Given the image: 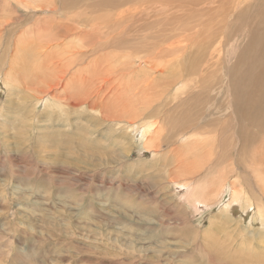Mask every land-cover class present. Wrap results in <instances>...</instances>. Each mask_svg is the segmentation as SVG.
Segmentation results:
<instances>
[{
    "label": "rangeland",
    "instance_id": "rangeland-1",
    "mask_svg": "<svg viewBox=\"0 0 264 264\" xmlns=\"http://www.w3.org/2000/svg\"><path fill=\"white\" fill-rule=\"evenodd\" d=\"M247 1L251 3L248 8ZM247 1L129 0L114 7L101 2L94 11L81 9L82 5L68 9L67 16L61 17V13L50 15L40 11L28 0H0V13L2 6L9 5L4 14L11 13L15 22L0 36V44L3 42L0 48L10 46L22 50L21 55H15L9 49L8 55L0 60V264H264V228L257 219L255 207H252V219L234 208L227 214L233 219L228 220L221 209L230 195L228 184L235 180L232 175L238 173L236 167L246 170L253 160L251 153L255 148L246 138V122L238 131L244 145L240 141L234 151L231 148L235 137H229V132L224 133L221 141L219 137L214 139V133H207L208 142L215 141L212 150L208 142L202 152L189 148L192 154L185 150L187 155L184 149L180 150L191 160L185 167L188 182L206 179L213 194L216 191L213 177L217 179L221 168L228 182L218 199L214 197L210 205L193 210L184 202L186 189L170 183L183 178L184 173L174 174L175 170L169 171L168 165L162 166L167 149H159V155L154 157V152L143 149L136 138L122 140L126 134L119 136L120 130L110 120L111 116L100 121L91 106L66 105L64 94L69 95L71 89L63 93L62 88L75 73L74 87L78 86L82 94L88 92L93 99L96 95L104 107L107 103L118 106L117 109L135 105V111L140 113L137 117L134 113L129 117L127 113L125 120L130 121L143 118L150 104L161 103L163 99L168 103L164 108L166 113L175 106V102L168 100L175 94L182 98L192 90L187 100L190 104L197 103L195 94L201 77L187 76L190 82L187 87H181L185 75L178 78L177 74L195 53L206 56L211 53L213 66L205 75L208 81L226 73L229 66L226 49L218 43L221 27L228 22L240 29V24H246V20H241L244 14L241 10L247 8L245 19L249 18L250 22L242 34L244 49L255 51L263 42L262 33L256 30L259 24L252 19L264 17V0ZM108 3L111 5L109 0ZM31 4L34 7L25 15L28 8L23 7ZM53 7L57 5L53 3ZM77 15L79 19L81 16L92 18L87 24H99L97 40H113V45L104 44L106 48L94 55L98 62L89 55L79 65L80 69L84 67L82 70L73 63H65L79 49L76 45L80 41L75 35L65 38L67 29L62 26L60 32L64 39L55 27L51 28L57 39L47 29L29 28L31 24H68L73 18L78 22ZM3 19L0 18V23ZM233 40L228 39L227 44L232 45ZM118 44L124 45L116 47ZM85 50L83 47L80 52ZM257 53L264 55L261 49ZM14 55L17 61L11 57ZM9 56L10 60L15 59L16 69L15 82L7 87L3 75L8 71ZM222 60L225 65L222 63L223 67L218 68L216 64ZM50 62L58 67L48 65ZM53 69L57 71V78L53 76ZM181 88L186 93L176 91ZM44 94L45 98L61 100L64 105L44 108L45 98H35ZM106 97L111 102L105 101ZM107 109L117 110L111 105ZM226 114L225 118L229 113ZM58 139L63 142L53 143ZM173 141L168 140L170 146L179 149V141L175 144ZM174 153L165 158L170 160ZM208 157L217 159L221 168L207 172ZM263 169L251 165L236 183L253 184L249 196L264 211V180L259 182L254 177Z\"/></svg>",
    "mask_w": 264,
    "mask_h": 264
},
{
    "label": "bare ground",
    "instance_id": "bare-ground-1",
    "mask_svg": "<svg viewBox=\"0 0 264 264\" xmlns=\"http://www.w3.org/2000/svg\"><path fill=\"white\" fill-rule=\"evenodd\" d=\"M109 1L111 2V5L108 3V0H99V1H97V0H28V3L33 2L34 6L35 7L37 6L36 8L40 9V11L45 12V13L50 12V15L51 14L58 15L61 13L59 16L62 17V16H67L66 11L68 9H70V8L73 9V8H76L77 6L84 5L83 7H81V9L82 8L84 10L88 9L91 12L92 10L94 11V8H96V5H98L101 2L103 5L114 7V6L119 5L120 3L123 4L129 0H109ZM244 1L246 2L247 0H242V3ZM53 3H55V5H57V7L55 9H53L54 8ZM247 3H248V1H247ZM34 6L31 4L29 7H23V8H28V10H25V15H27L28 14L27 11H30L29 9L33 8ZM250 6H251V3L249 2L246 5V7L248 8ZM48 7H50V8H48ZM1 8H2L1 9L2 13H0V18H4V19L0 23V26H1L0 36L3 37L4 34L9 31V25L15 24V22L12 19L13 15L11 16V13L4 14L7 10H9V5L8 6L7 5L2 6ZM247 8L241 10L242 13H244L241 20H246V24L245 23L240 24V29H236L235 23L234 24H228V22H227L223 27H221L220 34L222 36L218 34V39H219L218 43L224 45L225 49H226L225 50L226 51V54H225L226 55V62L228 61V64H229V66H227L226 73H223L219 77H214L213 79H210L208 81V79L206 78L205 75L207 74V71L213 66V64L210 63V59L212 57L210 55L211 53H209V55H207V56L203 53H195L193 58L190 57L191 61H189L188 65L181 68L182 70L180 69V71L178 72V74H177L178 78L184 77L182 75H185L184 80H183V81H185V83L182 82L181 87H187V84L190 82L189 81L190 78L187 76L196 74V75H199L201 77V79H200L201 84L198 85V91L195 94V97L198 99L197 103L190 104L189 101L187 100L188 94L190 95L192 90L186 93L185 91H183V90H185L184 88L176 89V91L180 90L179 91L180 94L186 93L187 96L179 98V95L177 96L175 93H174L175 95L173 97L169 96L168 100L171 102L172 101L175 102V106L172 105L169 109H167L166 113L164 111V108L166 107L165 105L168 103L165 101V99H163L161 103L157 102L156 104H150L149 108H148V111H149V109H150V111H149V113L147 111L146 115L143 118L140 117V119L137 121H130V120H125V119H127V113L129 115V117H131L130 115H132V113H134L135 117H137L140 113L139 110L135 111L137 109V107L135 105H133V107H130V105L124 106L126 109H124L122 107L117 109L118 106H115L114 104L112 105L111 103L110 104L107 103L106 107H104L101 104V100L99 102L98 99L95 97L96 95L94 96V99H93L88 95V92H84L85 90L83 91L84 93L82 94V93H80V91L82 92V90L81 89L79 90L78 86L74 87V83L76 85V80L73 81V79H74L73 77H77L76 75H74L75 73L71 74L68 77V79H67L68 81L66 80L67 82H66V84H64L62 86V88L64 89L63 93H65L66 89H71L69 95L64 94V96H66L65 97V104L66 105H73V106H79V107L81 105L85 106V107L91 106L90 108L93 110V113H94V111L96 112V114L98 116V120H100V121H101V119L102 120L108 119L109 118L108 116H111V118L114 117V118H112L113 120L111 118H110V120L112 121V123H114L115 127L118 126L117 129L120 130L119 136H122V134H126V136L121 137L122 140H125L126 137H127V140L129 138H132V137L136 138L137 142L142 144L143 149H146V150L148 149V150H151V152H154L152 154L154 157L159 155V154H157L159 152V149H162V148L167 149L165 151V154L163 155L164 159H163V165L162 166L166 167V165H168L169 171H171L172 169H173L172 171L175 170L174 174L176 172L184 173L183 178H181V179L178 178V180L175 179L173 181L170 180V183H173L174 186H179V187L181 186L182 188L186 189L184 194H186L185 198H187V200L185 199L186 201L184 200V202H185L187 207H189L193 210H198L201 208V206L206 207V206L210 205V203H212L210 201L213 200L212 198H214V197L217 198L220 194L223 193V190L227 187L228 182L226 181L225 171L219 165L220 163L217 162V159H215L216 161L213 158L211 160L210 157H208L207 160L205 161V163H207L206 171L211 172L213 170H218V167L221 168L220 174L218 175L217 179H216V176L213 177L215 179V183H216L215 193L212 194L210 192V185L208 184V181L206 179H203V180L202 179H195L191 182H188L187 177H186L185 167L190 164L189 161H191V160L189 159V161H188L186 155H184L182 153L185 150L188 151L189 148L191 151H194L195 149L200 151L203 148H205V145H207L208 143L210 145L209 147L211 148V149L209 148V150H212V147H213L215 141L213 140V143H210V142H212V140L208 142V140L206 139L207 133L208 134L214 133L213 134L214 139L217 140V138L219 137L220 141H221V138L224 136V133H227V132H229V134H228L229 137H232V136L235 137V142L231 148V150L234 151L241 141L240 139H241L242 134L241 135L238 134V131L241 130L243 124L246 122V127L248 129L246 132V138L249 141L250 146L253 145L255 148V151H253L251 153V157L253 160L250 161V163L246 166V170L244 168L240 167L239 165L236 167L238 173H237V175H232L235 180L232 181V184L231 183L228 184V186L230 187V195H229V198L227 199V201L222 205L221 209H222L223 215H225V217L228 218V220L233 219V218H231L232 215L230 217H228L227 214H229L230 210L234 211V208H236L237 210L241 209L240 212H242V214H244L246 216L250 215V219H252L253 215H254L252 207L254 206L255 207V214L258 217L257 219H260L259 223L264 228V211H263L262 207L255 206L254 205L255 201H253L252 197L249 196V193H251V192H249L250 191L249 189L253 190V186H252L253 184L252 185L246 184L245 186H243V183L241 185H238L236 183L237 178L240 177V174L241 173L246 174L251 165H253L254 167H257V168H264V55L260 54V53L255 54L260 49L264 51V17L257 16L256 18L252 19L255 24H259V26L257 27L256 30L258 32L262 33V38H263L262 44L255 51L245 50L244 49V43L242 42L243 41L242 34H244L243 31L247 30V22H250L249 18L245 19V17L247 16ZM83 15H84V12H83ZM30 16L31 15L29 13V17ZM59 19H61V18L59 17ZM73 19H72V22L69 20L71 23H68V21H67L66 23H68V24H37V25L31 24V25H29V28L35 27L37 30L47 29L55 36L56 39H57V37H56V35H55V33L51 27H55V29L59 32L61 31L62 27L67 29V33L64 36L65 38L68 37L70 34H73V36L75 35L74 37H76L80 41L78 43L76 42L77 43L76 46H78L79 49L76 50L75 52H72V54L69 57V60L65 63H66V65L73 63L75 65V67H78V69H80L81 67H79V65H81V63H83L84 60H87L89 55L91 57L93 56V59H94V55L96 53H98L97 51H99L101 49H105L106 47L104 46V44L113 45V40H103L102 41V40H100V38H99V40H97L98 39L97 36L99 35L97 28H98L99 24H97V25L96 24H87L88 22H90L92 20V18L84 19L81 16L79 19L78 15H77L78 22H76V20L75 19L73 20ZM51 21L53 23L56 22L53 18L51 19ZM242 23H243V21H242ZM76 24L78 25V27H76ZM58 25H60V26H58ZM241 26H242V28H241ZM29 28H27V29H29ZM103 28H105V27L103 26ZM101 31H103L102 28H101ZM101 31H100V33H101ZM105 31H106V29H105ZM235 32L237 34H235ZM62 36L63 35L60 32V37H62ZM214 36H216V35H214ZM64 37H62V38L64 39ZM102 38H103V36H102ZM231 38L234 39L233 44L232 45L227 44V40L231 39ZM203 39H205V38H203ZM257 41L259 42V40H257ZM19 42L25 44V42L23 40H20ZM1 44L3 45V42ZM1 44H0V46H1ZM55 44L58 46L59 42H56ZM108 45H107V48H108ZM123 45L118 44L116 47H122ZM258 45H259V43H258ZM83 47L86 50L84 52H80L81 48H83ZM212 47H213V44H212ZM1 48H0V60H1L3 55H8L9 49L12 51L14 50V52H16L15 55L16 54L21 55V51H22L21 49L16 50L15 48H10V46L6 47V49L5 48L1 49ZM201 48H203V47H201ZM207 48H208V46H207ZM109 49H112V48H109ZM206 49H205V51H206ZM88 51H91L93 54H87ZM206 53H207V51H206ZM218 53H220V52H218ZM67 54H69V53H67ZM15 55L11 56V57L16 58ZM19 57L20 56H18V58ZM96 57H97V55H96ZM232 59H234V60L232 61ZM13 60L15 61V59H13ZM94 60H97L96 62H98V59H94ZM94 60H93V62H94ZM14 61L10 60V56H9L8 71H6V73H4V75H3V77H4L3 81L5 82L7 87H9V85L15 79V69H16L15 66L16 65H15ZM16 61H17V58H16ZM224 61L225 60H222L221 63L216 64L217 67L218 68L223 67V64L225 63ZM186 62H188V61H186ZM56 63L58 64V60L56 61ZM56 63L50 62L48 65L52 64L51 66L58 67V65ZM164 63H166V62H164ZM209 63H210V67H209ZM21 64L22 63H20L19 65H21ZM39 66L40 65H38L37 67L38 68L43 67V66H41V67H39ZM91 66H93V65H91ZM22 67H23V65H22ZM43 68H45V67H43ZM66 68H67V66H66ZM24 69L26 71L27 68H24ZM82 69H80V70H82ZM54 70L55 69H53L52 71H54ZM67 71L68 70H66V72ZM94 71H95V69H94ZM61 72H63V70ZM64 72H65V70H64ZM52 73H53V76L57 78V75H56L57 71L56 72L54 71ZM52 73L50 74V76L52 75ZM87 74H88V71H87ZM62 75L64 76L63 73H62ZM62 75H60V76H62ZM65 75H66V73H65ZM87 78H89V77L87 76ZM87 78H84V79H86V81H87ZM58 79H59V75H58ZM78 80L79 79H77V82H78ZM90 80L91 79H89V81ZM208 82H212L215 85L212 83L210 84ZM81 83H79V84H81ZM108 83H109V81H108ZM173 83H175V80L173 81ZM216 83H218V84L216 85ZM109 86H112V85H109ZM175 86L176 85H174V87ZM87 87L88 86H86V88ZM112 87H111V90H112ZM89 88H91V86ZM77 91L81 95L79 93H78L79 94L78 95ZM93 91H94V88H93ZM67 92H69V90ZM164 93L165 92H162V94H164ZM109 95H110V93H109ZM210 95L211 96L213 95L212 96L213 98ZM115 96L113 95V97H115ZM110 97L113 98L112 96H110ZM35 98L37 100H43L45 98V94L44 95H38ZM107 98L108 97L104 98V100L107 102H111L110 100L108 101ZM111 100H113V99H111ZM138 100H139V98H138ZM223 100H226V102L225 101L223 102ZM48 101H50V103H48ZM114 102H115V100H114ZM43 105H44V108L56 109L54 107L62 108V106L64 104L61 102V100L50 98V97L46 96L45 101H43ZM110 105H111V107L112 106L115 107L117 110L110 112V110L107 109ZM218 110H222V111H218ZM89 111H91V110H89ZM239 111H241V114H239ZM118 113L122 114V116L119 115ZM226 113H229L227 118H225V116L227 115ZM224 118L226 119L225 121L223 120ZM112 127L114 128V126H112ZM89 129H91V127ZM244 129H245V127H244ZM132 132H133V134H131ZM248 132H249V134H248ZM209 136H212V134H210ZM170 139L174 140L173 141L174 144H175V142L179 141L180 148L175 149L176 147L174 145L170 146V143H168V140H170ZM51 140H53L52 137H51ZM60 142H63V140L58 139V141H55L53 143H56V145H58V143H60ZM254 142H255V144H257V146L254 144ZM241 143L244 145V140H242ZM67 144H68V142H67ZM219 144L220 143H218L216 146H218ZM68 145H70V143ZM72 145H73V149H74V144H72ZM71 146H69V149ZM90 148H92V147H90ZM182 149H184V150L181 153L180 150H182ZM248 149H249V147H248ZM209 150H207V151L209 152ZM177 151H179V152H177ZM186 151H185V154H187ZM204 151H206V150H204ZM189 152L190 151H188V153ZM200 152H202V151H200ZM172 153H174V154L171 156L170 160L165 158L166 156H168L169 154H172ZM189 154H192V153L190 152ZM204 154H205V152H204ZM178 156H180V157H178ZM218 160H219V158H218ZM159 170H161V169H159ZM190 170H192V169H190ZM254 177H257L259 182L263 181L264 180V169L262 170L261 173H259L258 175L254 176ZM254 181H256V180H254ZM247 182H249V181H247ZM236 184L239 187L236 188ZM173 185H171V186H173ZM242 187H244V188L241 189ZM217 201H215V202H217ZM187 203H189V204H187ZM145 213L149 214V215L151 214L147 211ZM262 230L264 231V229H262ZM258 236H261V235H258ZM261 255H262V252L260 253V256ZM238 256H239V254H238ZM258 258H259V256H258ZM258 258H256V261L258 260ZM260 258H262V256ZM227 259H231V256L228 257Z\"/></svg>",
    "mask_w": 264,
    "mask_h": 264
}]
</instances>
